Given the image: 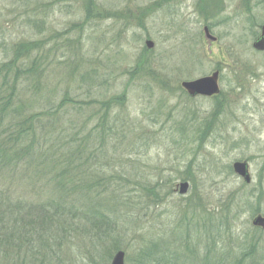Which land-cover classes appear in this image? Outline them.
<instances>
[{"label": "rangeland", "instance_id": "rangeland-1", "mask_svg": "<svg viewBox=\"0 0 264 264\" xmlns=\"http://www.w3.org/2000/svg\"><path fill=\"white\" fill-rule=\"evenodd\" d=\"M203 24L196 0H0V87L4 66L7 87L11 62L37 61L12 102L35 117L19 144L34 149L5 167L0 192L40 233L0 264H111L118 251L125 264H264L252 224L264 216V56L240 25L210 45ZM20 44L37 47L20 57ZM217 70L215 96L182 87Z\"/></svg>", "mask_w": 264, "mask_h": 264}, {"label": "trees", "instance_id": "trees-1", "mask_svg": "<svg viewBox=\"0 0 264 264\" xmlns=\"http://www.w3.org/2000/svg\"><path fill=\"white\" fill-rule=\"evenodd\" d=\"M36 47L37 45L35 44H20L19 46H17V49L20 53V57H22L23 53L28 52L31 49H35ZM20 59L21 58H18V60L16 59L15 62H20ZM11 65L15 68V75L13 81L7 87L4 86L9 83L8 76L11 73L9 72L10 70L7 69V66H4L5 84H2V86L0 87V130L1 132H3H0V176L3 175V177L4 175H6V177H10V171H5L6 166L14 164V167H17L20 161L22 160V156L27 157L32 154V151L34 149L33 142H31V144H28L24 150H20L19 146L23 142L26 143L29 140L30 136L32 138L35 136V130H32V127L30 128V124L35 117H26L20 115L16 117L18 115V109L12 108V102L15 97L17 81L20 78V74H23L25 72L31 73L37 71V61L33 60L31 64L27 66L28 68L25 67L24 63H22L20 67L14 64L13 62L9 64V67ZM4 87L9 89V94L5 93ZM11 91L13 92V94ZM9 118V121H11L12 125H7L6 127H4L5 121ZM16 148L17 151L14 155L13 152L16 150ZM31 167L32 165L30 164L29 168ZM14 202L15 201L12 200L10 197L8 198V196L5 195L4 192H0V250L3 249L5 250V252H9L14 249H21L24 245L27 244V242L33 243L37 237L34 235H36L37 233L40 234L39 232L36 233V231L34 232V230L28 228L29 224H32L33 221H27L25 213L23 214V211H26L27 206L22 204V202ZM53 207L54 204H51L48 207L40 205L38 207L39 210H37V212L42 213V216H44V213L50 214V209ZM158 254L160 255L159 252ZM173 255L174 254H172V256ZM173 258L163 256L155 260L154 264H179ZM245 259L246 254H244L243 258L238 261L239 263H237L244 264ZM232 264L235 263L233 262Z\"/></svg>", "mask_w": 264, "mask_h": 264}, {"label": "flooded vegetation", "instance_id": "flooded-vegetation-1", "mask_svg": "<svg viewBox=\"0 0 264 264\" xmlns=\"http://www.w3.org/2000/svg\"><path fill=\"white\" fill-rule=\"evenodd\" d=\"M196 13L198 19L204 22L202 32L210 45L224 39V36L217 35L218 29L240 25L239 41L264 56V50L256 48V44L264 43V0H196ZM215 72L219 73L220 79V71Z\"/></svg>", "mask_w": 264, "mask_h": 264}, {"label": "water", "instance_id": "water-1", "mask_svg": "<svg viewBox=\"0 0 264 264\" xmlns=\"http://www.w3.org/2000/svg\"><path fill=\"white\" fill-rule=\"evenodd\" d=\"M146 46L148 49L154 48L152 41H147ZM258 50H264V43L256 44ZM219 73L215 72L211 76L203 77L194 81H186L182 83V87L188 92L191 97L206 96L211 97L219 94ZM234 171L239 176L243 177L246 183L251 182V176L246 162H236L233 165ZM189 190V183L183 182L179 186V193L184 195ZM253 225L256 227H262L264 229V217L262 215L257 216L253 220ZM111 264H125V252L119 251L114 256Z\"/></svg>", "mask_w": 264, "mask_h": 264}]
</instances>
